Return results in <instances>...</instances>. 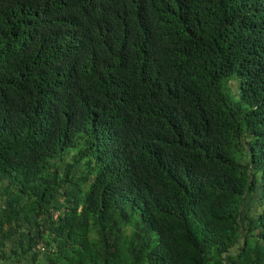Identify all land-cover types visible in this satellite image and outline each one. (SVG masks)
Instances as JSON below:
<instances>
[{
    "label": "trees",
    "instance_id": "16d2710c",
    "mask_svg": "<svg viewBox=\"0 0 264 264\" xmlns=\"http://www.w3.org/2000/svg\"><path fill=\"white\" fill-rule=\"evenodd\" d=\"M0 212L7 264H264V0H0Z\"/></svg>",
    "mask_w": 264,
    "mask_h": 264
},
{
    "label": "rangeland",
    "instance_id": "374dc122",
    "mask_svg": "<svg viewBox=\"0 0 264 264\" xmlns=\"http://www.w3.org/2000/svg\"><path fill=\"white\" fill-rule=\"evenodd\" d=\"M229 89L226 87L224 88L223 86V91L225 92V94L227 95V98L229 99V101L231 103H237L238 102V96L237 92H238V88H237V82L234 80L229 81L228 83ZM65 160H67V157L65 158ZM246 208H245V212L248 216L255 214L257 209H258V198L255 195L253 198H249L246 201Z\"/></svg>",
    "mask_w": 264,
    "mask_h": 264
},
{
    "label": "crops",
    "instance_id": "0c3cea01",
    "mask_svg": "<svg viewBox=\"0 0 264 264\" xmlns=\"http://www.w3.org/2000/svg\"><path fill=\"white\" fill-rule=\"evenodd\" d=\"M2 213L0 212V215H1ZM13 246H15V244L14 243H10L9 244V248H11V247H13ZM9 262H11V260H8V261H3L2 259H0V264H7V263H9ZM36 264H45V262H44V259H42V258H40L38 261H37V263Z\"/></svg>",
    "mask_w": 264,
    "mask_h": 264
},
{
    "label": "built area",
    "instance_id": "2783aa9c",
    "mask_svg": "<svg viewBox=\"0 0 264 264\" xmlns=\"http://www.w3.org/2000/svg\"><path fill=\"white\" fill-rule=\"evenodd\" d=\"M56 216V215H55ZM37 249H39L40 251H42L43 249L39 246V247H37Z\"/></svg>",
    "mask_w": 264,
    "mask_h": 264
}]
</instances>
